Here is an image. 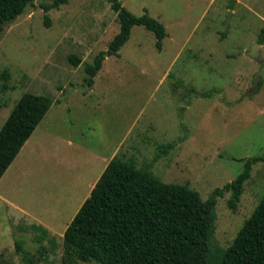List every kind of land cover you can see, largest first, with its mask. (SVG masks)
<instances>
[{"label":"rangeland","instance_id":"rangeland-1","mask_svg":"<svg viewBox=\"0 0 264 264\" xmlns=\"http://www.w3.org/2000/svg\"><path fill=\"white\" fill-rule=\"evenodd\" d=\"M144 10L166 31L133 27L119 57H106L87 88L84 63L108 49L119 31L107 0H69L47 12L34 0L0 38V131L24 94L53 105L0 184V264H97L65 254L63 230L89 196L113 153L165 184H187L207 200L232 182L247 159L264 155V76L248 55L264 29V0H118ZM76 56L79 66L68 58ZM259 55L264 61V44ZM176 143L156 161L157 148ZM217 197L209 264L264 198V162L252 166L234 209ZM11 205L26 216L15 222ZM41 224L50 231L30 225ZM8 228L13 231L9 244ZM18 247V248H17Z\"/></svg>","mask_w":264,"mask_h":264},{"label":"trees","instance_id":"trees-1","mask_svg":"<svg viewBox=\"0 0 264 264\" xmlns=\"http://www.w3.org/2000/svg\"><path fill=\"white\" fill-rule=\"evenodd\" d=\"M34 0H0V38L5 28L21 16ZM69 0L43 4L47 12ZM119 25L108 49L98 53L91 64L84 63V85L91 88L106 57H119L133 27L150 31L161 51L166 37L164 26L147 10L135 16L118 0H107ZM257 43L264 44V29ZM77 67L81 61L69 56ZM9 73L1 74L0 91L8 89ZM53 105L52 98L24 94L0 131V178ZM168 143L157 148L156 161L175 147ZM264 162V155L247 159L242 172L205 201L187 184H165L153 176L148 165L136 168L130 161L111 159L89 196L63 232L65 254L97 264H209L210 240L215 221L217 197L230 193L227 205L234 209L249 179L252 166ZM32 230L36 226L30 227ZM18 248V247H17ZM217 264H264V198L243 223Z\"/></svg>","mask_w":264,"mask_h":264},{"label":"crops","instance_id":"crops-1","mask_svg":"<svg viewBox=\"0 0 264 264\" xmlns=\"http://www.w3.org/2000/svg\"><path fill=\"white\" fill-rule=\"evenodd\" d=\"M52 107V106H51ZM51 109V108H50ZM44 119V118H43ZM42 119V120H43ZM42 122V121H41ZM41 122L36 126V128L34 129V131H33V133L36 131V129L39 127V125L41 124ZM33 133L31 134V136L33 135ZM31 136L27 139V141L24 143V145L21 147V149H20V151L22 150V148L25 146V144L26 143H28V141L31 139ZM20 151L18 152V154L16 155V157L12 160V162L9 164V166L7 167V169L5 170V172L3 173V175H2V177L0 178V184L3 182V181H5V180H9V178H10V176H11V174H10V171H11V169H12V165H13V163L15 162V160L17 159V156L19 155V153H20ZM117 153V152H116ZM116 153H113V155L111 156V159H113V158H116L115 156H116ZM110 159V160H111ZM107 164H108V162H107ZM106 164V165H107ZM106 165H105V167H106ZM104 167V168H105ZM104 170V169H103ZM103 170L101 171V173L103 172ZM101 173H100V175H101ZM100 175L97 177V179L95 180V182L91 185V187H90V191H91V189L93 188V186L95 185V183H96V181L98 180V178L100 177ZM90 191H89V193H90ZM1 197V196H0ZM11 211H13V209L15 210V211H19V213H20V215L18 214V215H16V216H11V218H10V220H14L15 222H17V220H20L21 218H24V217H19V216H26V211L24 210V209H20V208H16V207H13L12 205H11ZM15 211H13L14 213H15ZM31 226H36L37 228L38 227H40V228H42L43 230H47V231H50L51 232V230L48 228V227H46V226H43V225H41V224H36L35 223V225H30L29 226V228L31 227ZM65 228L66 227H64V230H65ZM30 230H31V228H30ZM64 230H63V232H64ZM8 232H9V236H8V238H7V241H8V243L9 244H13L14 242H13V231L12 230H10L9 228H8ZM5 243H3V242H1V240H0V256H2V253H3V251H4V249H5Z\"/></svg>","mask_w":264,"mask_h":264},{"label":"water","instance_id":"water-1","mask_svg":"<svg viewBox=\"0 0 264 264\" xmlns=\"http://www.w3.org/2000/svg\"><path fill=\"white\" fill-rule=\"evenodd\" d=\"M259 50H260V44L256 43L254 46L251 48V50L248 52V55L255 59L256 61L260 63H264L263 59L259 55ZM264 76V67L262 68V71L257 73L254 78H253V83H252V89H251V95H254L258 89H259V82L260 79Z\"/></svg>","mask_w":264,"mask_h":264}]
</instances>
